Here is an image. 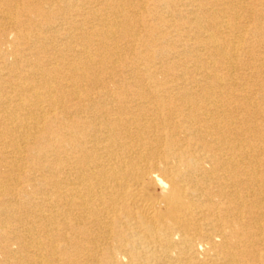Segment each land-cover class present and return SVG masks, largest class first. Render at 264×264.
<instances>
[{
	"label": "bare ground",
	"instance_id": "bare-ground-1",
	"mask_svg": "<svg viewBox=\"0 0 264 264\" xmlns=\"http://www.w3.org/2000/svg\"><path fill=\"white\" fill-rule=\"evenodd\" d=\"M0 264H264V0H0Z\"/></svg>",
	"mask_w": 264,
	"mask_h": 264
}]
</instances>
